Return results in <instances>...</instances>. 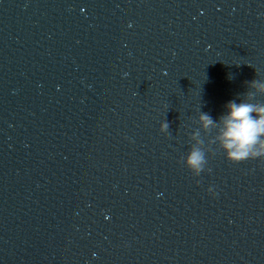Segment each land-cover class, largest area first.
<instances>
[{
  "label": "clouds",
  "instance_id": "clouds-1",
  "mask_svg": "<svg viewBox=\"0 0 264 264\" xmlns=\"http://www.w3.org/2000/svg\"><path fill=\"white\" fill-rule=\"evenodd\" d=\"M246 84L247 91L240 94V102L228 101L225 113L218 119L214 120L210 114L199 110L196 120L199 127L190 135L193 143L184 158L185 166L194 176L205 171L208 163L206 153L213 151L212 145H217L232 163L264 159V99H261L264 98V79L256 78ZM169 127V122L164 120L160 130L168 133ZM201 132H215L208 146H205Z\"/></svg>",
  "mask_w": 264,
  "mask_h": 264
}]
</instances>
